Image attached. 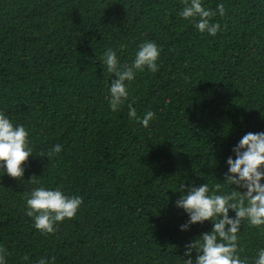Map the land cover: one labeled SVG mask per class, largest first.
<instances>
[{"label":"trees","instance_id":"trees-1","mask_svg":"<svg viewBox=\"0 0 264 264\" xmlns=\"http://www.w3.org/2000/svg\"><path fill=\"white\" fill-rule=\"evenodd\" d=\"M221 3L211 36L179 15L183 0H0V112L26 127L33 148L23 179L0 171L6 264H184L185 246L213 223L181 230V185L233 191V148L264 132V0H202L213 11ZM144 41L161 49L159 70L137 72L112 111L101 57L111 48L130 64ZM129 103L141 120L155 113L147 127ZM40 186L83 198L54 234L26 215V194ZM238 236L253 264L264 226L244 222Z\"/></svg>","mask_w":264,"mask_h":264},{"label":"clouds","instance_id":"clouds-1","mask_svg":"<svg viewBox=\"0 0 264 264\" xmlns=\"http://www.w3.org/2000/svg\"><path fill=\"white\" fill-rule=\"evenodd\" d=\"M184 7L179 15L185 20H192L199 32H207L211 36L221 30L220 23L212 22L217 15H226L225 6L217 5L216 11L206 9L202 0H183ZM226 27V26H225ZM161 49L154 41H144L138 46L134 60L130 64H121L116 51L109 48L101 57L107 73L114 76L109 88V106L118 111L129 99L128 82L135 79L137 72L145 69L155 73L159 70L158 61ZM129 118L142 122L147 127L155 113L149 111L142 120L137 116L132 103L128 104ZM264 117V113H262ZM30 133L23 125H13L12 121L0 112V171L13 179L24 178V164L33 156V148L29 139ZM62 151L57 144L48 151V159ZM235 158L227 160L228 171L224 182L233 186V191L221 192L223 185L215 184L210 189L208 183L196 186L181 185L180 198L176 206L183 209L189 220L181 226L188 230L193 224L213 223L210 232L185 246L184 264H248L246 258L240 256L238 233L242 223L250 227L264 226V132H248L233 148ZM41 157H44L41 154ZM33 176L30 181L38 183ZM235 186V187H234ZM83 198L77 195H66L61 188L46 189L36 187L26 194V215L33 218L34 227L43 235L54 234L57 223L76 217ZM230 210L235 213L232 217ZM193 251L196 253L193 260ZM7 249L0 247V264H6ZM25 260L28 257H24ZM38 264H55L54 258L49 262L41 258ZM253 264H264V248L258 250Z\"/></svg>","mask_w":264,"mask_h":264}]
</instances>
